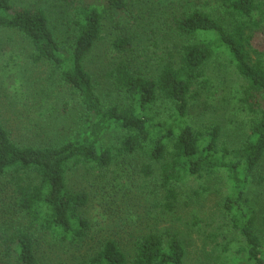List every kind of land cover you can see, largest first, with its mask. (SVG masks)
<instances>
[{
	"label": "trees",
	"instance_id": "obj_1",
	"mask_svg": "<svg viewBox=\"0 0 264 264\" xmlns=\"http://www.w3.org/2000/svg\"><path fill=\"white\" fill-rule=\"evenodd\" d=\"M127 6L126 0H91L77 7L75 39L65 54L43 8L0 0V30L23 35L35 49L34 61L43 60L59 71L61 80L77 94L88 125L81 139L59 145H21L13 140L0 115V182L9 180L15 204L29 220L28 229L16 228L6 240V254L14 253L15 261L8 262L43 264L36 251V231L66 244L81 242L90 228L81 212L89 197L69 187L70 172L79 166L103 171L118 156L139 154L148 161L140 168L148 179L154 177V163H158L163 189L158 207L168 212L175 210L180 184L186 178L225 171L232 183L224 201L230 225L243 237L248 258L264 264L256 210L245 195L264 158V61L253 58L258 52L255 35L264 25V1L222 0L221 17L199 9L186 13L177 20V27L194 41L183 47L180 64L169 63L156 78H150L121 62L111 76L128 104L104 106L85 59L102 38L105 12ZM129 42L121 39L116 45L125 49ZM219 53L228 55L245 80V102L253 113L250 133L238 148L220 144L219 125L196 129L185 119L192 87L205 77L208 63ZM162 99L173 104L175 115L160 117L155 108ZM109 129L122 133L119 148L103 145ZM153 197L160 198L157 188ZM131 252L111 239L83 264H186L187 244L177 234L152 232L136 238Z\"/></svg>",
	"mask_w": 264,
	"mask_h": 264
},
{
	"label": "rangeland",
	"instance_id": "obj_2",
	"mask_svg": "<svg viewBox=\"0 0 264 264\" xmlns=\"http://www.w3.org/2000/svg\"><path fill=\"white\" fill-rule=\"evenodd\" d=\"M90 1L12 0V3L43 8L61 50L68 54L77 31V7ZM126 1V10L105 12L102 38L85 59L104 106L128 104L111 76L121 62L129 64L137 75L156 78L167 64L178 66L183 47L194 41L191 35L179 30L178 19L196 9L222 16V0ZM121 39L130 40L125 49L116 45ZM254 46L258 52H254L253 58L264 61V25L255 35ZM34 52L32 43L23 35L0 30L3 124L21 145H59L66 140L81 139L88 125L77 94L65 85L52 64L34 61ZM245 85L228 55L219 53L208 63L205 77L198 79L191 89L186 121L196 129L219 125L220 144L238 148L250 133L253 118L245 102ZM155 110L160 117L176 114L173 104L163 99ZM121 137L120 131L109 129L103 135V145L119 148ZM147 162L139 154L121 155L103 171L90 166L74 168L68 184L76 192L87 193L89 198L81 212L89 220L90 228L84 239L73 245L36 231V251L41 262L83 264L111 239L119 241L132 254L136 238L152 232H169L186 242V264H256L248 258L243 237L226 215L224 201L232 183L225 171L186 178L180 184L175 210L168 212L158 207L163 193L158 163H154L157 165L154 177L148 179L140 169ZM156 188L159 199L153 197ZM245 195L256 210L264 258V158L255 175L252 174ZM15 201L9 180L1 181L0 264L15 262L14 253L11 257L6 254L9 235L16 228L29 227V220L19 212Z\"/></svg>",
	"mask_w": 264,
	"mask_h": 264
}]
</instances>
